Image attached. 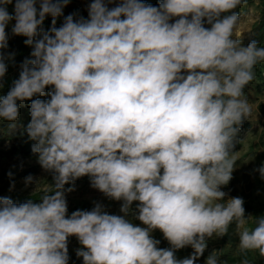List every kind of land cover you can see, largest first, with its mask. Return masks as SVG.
<instances>
[{
  "label": "clouds",
  "instance_id": "9594fccd",
  "mask_svg": "<svg viewBox=\"0 0 264 264\" xmlns=\"http://www.w3.org/2000/svg\"><path fill=\"white\" fill-rule=\"evenodd\" d=\"M68 2L41 0L38 12L36 0H15L12 30L34 45V59L0 98V118L17 120L18 100L54 86L50 100H32L26 131L41 166L58 175L55 194L40 203L0 197V264H67L71 235L87 249L77 250L84 264H194L205 238L227 234L233 223L239 251L264 257V217L249 229L242 198L219 202L235 164L234 138L252 113L243 89L264 62L255 41L244 47L232 38L241 35L232 10L243 0H163L159 8L122 0L111 10L93 0L89 19L69 15L59 28L53 19L52 34L34 41L46 15H61ZM12 3L0 0V49L7 47ZM171 17L179 19L170 24ZM5 73L0 52V78ZM259 171L264 177V166ZM85 175L92 187L123 200L122 212L139 201L137 218L147 228L99 204L66 218L62 189ZM154 229L174 249L191 245L194 254L177 260L172 250L158 249ZM206 264H219L218 253Z\"/></svg>",
  "mask_w": 264,
  "mask_h": 264
},
{
  "label": "rangeland",
  "instance_id": "374dc122",
  "mask_svg": "<svg viewBox=\"0 0 264 264\" xmlns=\"http://www.w3.org/2000/svg\"><path fill=\"white\" fill-rule=\"evenodd\" d=\"M116 1L112 0L109 3L108 0H104V3L112 9L116 6ZM92 2L93 0H69L68 3L87 11ZM161 3L153 7L159 8ZM232 11L239 14L237 31L241 33L239 37L233 35L232 38L239 39L244 47L255 41L258 47L264 48V1L243 0L242 4ZM189 17L190 15L188 19H190ZM178 19L179 17H171L168 22L173 24ZM15 22L5 28L7 39H13L15 36L12 30ZM258 67L260 71L257 70ZM254 71L255 79L243 89L244 96L252 107V113L239 126L236 136L241 139V147L237 152L230 154L234 155L235 164L228 184L220 186V190L225 192L226 196L222 201H219L226 203L234 197L242 198L245 209L244 217L246 220L252 218L245 225L249 229L255 227L253 220L264 217V177L261 176L259 171L264 166V91L257 92L254 89L255 84L260 83V80L264 77V62L258 63ZM181 75L186 76L188 72L182 71ZM8 77L11 78L12 75L10 74ZM53 91L54 86H48L45 89V94L39 100H50V93ZM30 109L31 104L25 110L19 108V116L15 121L0 118V149L7 153L0 156V190L3 191L0 197L13 194L28 195L37 192L41 193L42 196L55 194V176L58 175L57 173L45 170L39 162V156L31 157L20 152H12L13 147L17 148V145L24 140L22 122L30 123ZM26 137L29 138V136ZM31 142L34 145L36 144V141L32 139ZM8 172H12V174L4 179V173ZM162 173L163 170L161 169ZM28 177H32L31 182L27 181ZM46 188L49 191L45 192L44 189ZM70 188L74 190L68 191ZM62 191L67 203L66 218H70L71 214L77 210L92 211L99 204L103 212L109 215L122 216L134 226L147 228V225H144L137 218L139 215V201H133L127 213L122 212L121 207L124 201L112 199L92 187L91 177L88 175L65 184ZM157 230L159 229L150 232L151 238ZM236 234L239 244L237 229ZM221 238L222 236L216 234H213L212 237H206L207 247L219 248ZM69 248L76 254L78 249L87 251L77 236L70 242ZM249 253L253 256L259 255L258 251H249Z\"/></svg>",
  "mask_w": 264,
  "mask_h": 264
},
{
  "label": "trees",
  "instance_id": "16d2710c",
  "mask_svg": "<svg viewBox=\"0 0 264 264\" xmlns=\"http://www.w3.org/2000/svg\"><path fill=\"white\" fill-rule=\"evenodd\" d=\"M264 1V0H262ZM40 2L41 0H36V8L39 12L40 8ZM116 6H119L122 3V0L116 1ZM142 3L145 5H151L155 6L160 2H163V0H141ZM114 7V8H115ZM15 0H13L12 4L7 5V11L8 13L13 17V19L7 24H12L15 22ZM113 9V8H112ZM109 10H111L109 8ZM231 12L228 13H221L220 19H223L225 16L230 15ZM69 15L73 16L74 20H79L81 18L87 20L89 19V10H84L79 8L78 6L74 4L67 3L62 8V14L53 18L51 15H46L42 25L39 29V35L34 38V41L36 39H42L44 33H51V28L53 27V19H55V27L59 28L63 25L66 17ZM190 19H191V14ZM123 19V17H121ZM189 19V20H190ZM215 22V21H213ZM202 24L205 28L210 29L211 24L208 23L207 18H203ZM28 38L22 35H15L13 39H7V47L4 49H0V52L3 53L4 63L6 65V73L4 77L0 78V98H3L7 96L8 92L11 90V88L14 86V82L19 79L20 73L22 71V66L26 61H30L34 59L32 57L31 53L34 50V45H28L25 43V41ZM258 71L259 67L257 68ZM12 75L11 78H9V75ZM48 88V86L46 87ZM45 88V89H46ZM254 89L257 92L264 91V77L260 80V83L255 84ZM43 96V95H42ZM41 95H35L33 96L32 100L40 99L42 97ZM32 100H23V101H17L18 108L21 109H27L29 105L31 104ZM27 126L28 124L25 122H22V130L24 134V140L22 143L17 145V148L13 147L12 152H20L22 154H26L31 157H37L38 153L33 152V146L34 144L31 142L30 138H27ZM233 148L230 151V154L237 152L241 147V139L238 136H235L233 141ZM7 153L5 151H2L0 149V156L6 155ZM12 172L4 173L3 178L7 179ZM3 193L2 190H0V195ZM6 198H10L14 204H21L28 201H32L33 203H37L42 201V195L41 193H32V194H13L10 196H4ZM75 238V235H71L67 238V255H68V261L67 264H84L83 257L77 256L76 253L72 251L71 248H69L70 242ZM152 239L159 241V243L156 245L158 249H170L174 252V256L177 260H183L185 258H189L192 256L195 252L193 247L191 245H187L181 249H174L173 246L170 244V242L164 237L161 230H157L155 234L153 235ZM238 236L236 234V225L235 223L231 224L229 226L227 234L223 235L221 238L220 247L216 249H212L209 247H206L203 254L200 255L194 262V264H206V261L211 253L214 251L218 253V262L219 264H239L240 260L247 259L249 261V264H264V257L260 255L253 256L249 252L247 253H241L238 249Z\"/></svg>",
  "mask_w": 264,
  "mask_h": 264
}]
</instances>
